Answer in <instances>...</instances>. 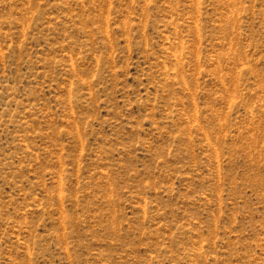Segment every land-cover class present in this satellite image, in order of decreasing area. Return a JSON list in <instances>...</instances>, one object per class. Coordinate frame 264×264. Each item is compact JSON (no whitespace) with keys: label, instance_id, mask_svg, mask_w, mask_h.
Returning <instances> with one entry per match:
<instances>
[{"label":"rangeland","instance_id":"rangeland-1","mask_svg":"<svg viewBox=\"0 0 264 264\" xmlns=\"http://www.w3.org/2000/svg\"><path fill=\"white\" fill-rule=\"evenodd\" d=\"M0 264H264V0H0Z\"/></svg>","mask_w":264,"mask_h":264}]
</instances>
